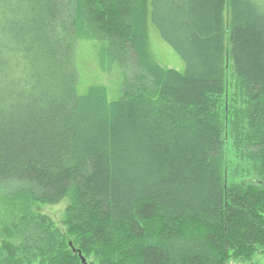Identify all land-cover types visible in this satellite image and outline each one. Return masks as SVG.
<instances>
[{
  "label": "trees",
  "instance_id": "1",
  "mask_svg": "<svg viewBox=\"0 0 264 264\" xmlns=\"http://www.w3.org/2000/svg\"><path fill=\"white\" fill-rule=\"evenodd\" d=\"M150 21L183 71L152 57ZM83 39L120 70L117 98L79 90ZM229 67L238 111L224 103ZM231 139L251 180H229ZM67 196L66 232L28 212ZM0 197L23 211L1 225L0 264L264 253V0H0Z\"/></svg>",
  "mask_w": 264,
  "mask_h": 264
},
{
  "label": "rangeland",
  "instance_id": "2",
  "mask_svg": "<svg viewBox=\"0 0 264 264\" xmlns=\"http://www.w3.org/2000/svg\"><path fill=\"white\" fill-rule=\"evenodd\" d=\"M226 17L229 21L228 12H226ZM148 40L151 55L158 63L163 66L174 67L181 71L185 69L184 60L179 53L161 37L158 29L151 21L148 25ZM99 46L100 43L93 39H83L79 43L78 65L81 75L79 90L83 92L91 84H103L107 87L110 98L114 99L119 96L121 89V72L117 66H114L110 71H104L100 68L97 58ZM246 102L247 98L245 91L240 85L233 69L229 67L227 70V89L224 95L225 106L230 107L232 111H238L246 106ZM228 156L230 170L226 171L230 173L229 180L233 182L251 180L253 175L252 164L247 160L236 157L232 139L228 146ZM70 202L71 198L67 196L57 203L32 202L27 207H29L28 212L32 211L37 214L48 216L56 226L60 227L63 232H66L67 228L65 221L68 217L67 207ZM21 207L20 203L0 197V229L3 222L15 216L18 218L23 213ZM68 234H66L67 243L75 239L74 236H72L71 239ZM83 255L85 256V254ZM85 258L88 264H100L94 255H89ZM228 264H264V253L258 250L249 258H243L242 256L234 257L229 260Z\"/></svg>",
  "mask_w": 264,
  "mask_h": 264
},
{
  "label": "water",
  "instance_id": "3",
  "mask_svg": "<svg viewBox=\"0 0 264 264\" xmlns=\"http://www.w3.org/2000/svg\"><path fill=\"white\" fill-rule=\"evenodd\" d=\"M70 245H72V242H70ZM72 248H73V250L75 251V247L72 246ZM78 253H79V256H80L82 262H83L84 264H88V262H87L85 256L82 254V252H81L80 250H78Z\"/></svg>",
  "mask_w": 264,
  "mask_h": 264
}]
</instances>
